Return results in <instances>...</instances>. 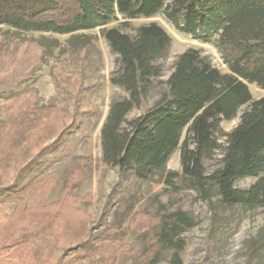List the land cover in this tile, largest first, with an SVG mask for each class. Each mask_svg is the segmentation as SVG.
<instances>
[{
    "label": "trees",
    "instance_id": "16d2710c",
    "mask_svg": "<svg viewBox=\"0 0 264 264\" xmlns=\"http://www.w3.org/2000/svg\"><path fill=\"white\" fill-rule=\"evenodd\" d=\"M116 14L126 20L162 15L176 31L202 42L217 35L216 47L226 72L214 67L200 51L188 49L176 57L170 73L162 79L161 61L169 54V35L155 23L139 26L133 35L117 28L104 29L116 20ZM0 26L21 33L55 35L102 27V37L116 56L109 83L125 96L110 102L100 128L101 163L135 182L173 187L175 180H185L205 200L212 191L217 197L216 208L264 207V97L252 99L249 90V85H254L264 91V0H0ZM156 86L161 92L149 104ZM5 105L1 112L7 117L13 106ZM241 108L238 124L223 134L221 122L233 120ZM133 111L139 114L128 118ZM15 119L0 133V174L16 139L27 129L15 126ZM219 136L224 137L223 145ZM48 137L38 132L33 146L15 162L12 184L0 193V252L51 227L62 235L44 251L46 264H106L108 259L98 255L101 240L90 234L83 241L68 236L61 219L66 209L52 207L49 217L43 215L50 208L43 200L49 190L47 181L30 182L42 172V160L48 155L42 145ZM177 149L180 173L165 172ZM217 151L219 166L207 173L204 161ZM244 178L255 181L247 189L236 188L234 183ZM70 195L66 189L59 198L73 199ZM11 204L9 215L1 212ZM19 213L23 214L20 221ZM194 226L193 218L184 211L157 216L150 238L145 233L133 234L149 247H145L142 261L134 259L132 264H159L165 250L173 251L171 264H181V235Z\"/></svg>",
    "mask_w": 264,
    "mask_h": 264
},
{
    "label": "rangeland",
    "instance_id": "374dc122",
    "mask_svg": "<svg viewBox=\"0 0 264 264\" xmlns=\"http://www.w3.org/2000/svg\"><path fill=\"white\" fill-rule=\"evenodd\" d=\"M151 23L162 27L171 39L168 57L161 61L162 79L170 73L176 57L188 49L200 51L214 67L226 72L216 47L217 35L208 42L196 40L176 31L162 15L126 20L116 14V20L103 28L133 35L139 26ZM101 28L55 35L21 33L0 26V133L15 116V126L27 127L4 162L0 193L14 180L18 156L33 146L42 131L49 135L42 145L47 147L48 155L42 160V172L30 183L47 181L49 190L43 200L50 208L43 215L49 217L52 207L66 209L61 219L68 236L83 241L90 234L101 240L98 255L108 259L106 264L142 261L149 245L133 234L145 233L150 238L156 217L178 210L190 214L195 223L181 235V264H264V207L216 208L217 197L212 191L205 200L185 180H175L173 187L161 182H135L101 163L100 128L110 102L125 96L109 83L116 56L102 37ZM161 89H152L149 104L158 98ZM249 90L252 99L264 97V91L254 85H249ZM4 105L13 106L7 117L1 112ZM243 109L233 120L221 122L223 134L238 124ZM138 114L133 111L128 118ZM183 138L184 132L181 141ZM218 142L223 145L224 137L219 136ZM220 157L217 151L204 161L207 173L219 166ZM180 171L177 149L166 163L165 172ZM254 181L244 178L234 186L247 189ZM66 189L73 199L59 198ZM12 210V204L1 208L7 215ZM22 218L19 213L17 219ZM60 235V230L46 227L42 233L24 237L0 252V261L46 264L44 251ZM172 254V250L162 251L159 264H171Z\"/></svg>",
    "mask_w": 264,
    "mask_h": 264
}]
</instances>
